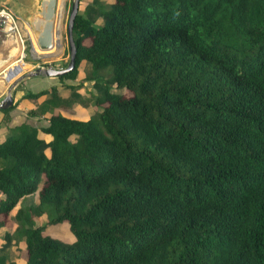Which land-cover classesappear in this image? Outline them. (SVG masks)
Segmentation results:
<instances>
[{"label":"trees","instance_id":"16d2710c","mask_svg":"<svg viewBox=\"0 0 264 264\" xmlns=\"http://www.w3.org/2000/svg\"><path fill=\"white\" fill-rule=\"evenodd\" d=\"M97 12L93 26L77 8L74 67L58 75L88 63L93 111L55 109L88 104L77 85L51 84L23 95L43 96L28 112L46 124L0 139V264H15V236L22 264H264V0ZM60 222L72 239L46 231Z\"/></svg>","mask_w":264,"mask_h":264},{"label":"rangeland","instance_id":"374dc122","mask_svg":"<svg viewBox=\"0 0 264 264\" xmlns=\"http://www.w3.org/2000/svg\"><path fill=\"white\" fill-rule=\"evenodd\" d=\"M62 1V2H61ZM71 0H57L56 9H55V44L54 46L47 50H39L33 40V37L30 33L29 27L25 23V12L34 9L35 4L32 0H0L2 4L11 7L14 11L17 21H18V36H6L4 33L0 32V98L4 94L7 86L12 82L16 81L14 84V89L12 94L14 97V102L12 108L7 110L5 113L0 112V121L1 125H4L5 130L0 131V139H2L9 128H6L7 125L11 123H20L27 122L36 126L46 124V115H31L28 111L30 109H36V105L43 96L37 98H24V93L28 91H37L41 88H46L51 84H62L70 83L77 85V89L82 94V100L86 101L88 104V97L90 94L97 93V84H95V77H91L89 72V65L87 62L82 60L77 68V75L74 79L69 78H59L58 76H25L21 77L24 73L37 66L51 65L53 67H64L68 61V45L66 40V18L69 11ZM78 11L84 13L86 17L90 18L91 25H98L101 22V16L98 14V10L102 7H109L111 2L110 0H78ZM18 9V10H17ZM16 10V12H15ZM20 11V12H18ZM22 13V14H21ZM31 35V40L28 36V32ZM57 39V40H56ZM33 48H32V45ZM56 54V55H55ZM16 66H19L18 69ZM6 69H9V72L6 73ZM100 79L102 81L107 80V76L101 75ZM47 80H50L47 82ZM108 82V80L106 81ZM68 89H62V94L64 96L68 95ZM127 90H124V93H127ZM22 95V96H21ZM45 96V95H44ZM22 99V100H21ZM24 99V100H23ZM20 101V102H19ZM17 103H20V108H16ZM62 113L77 118H86L92 111V107L88 105H82L80 103H73L69 106L62 105L55 108ZM10 111V113H9ZM44 140L46 136H44ZM42 150L46 151L47 146L44 142L40 147ZM37 197L36 191L25 194L20 197L17 201V204H32L35 203ZM1 216V214H0ZM37 219V222L43 223L47 220L45 213L35 215L33 219ZM7 225L10 227L13 226L12 221L5 217ZM13 231V229L11 230ZM46 231L51 234L63 239L70 240L73 238L72 232L67 227L66 222H60L56 224L46 225ZM22 240L15 236V238L10 240V246H13L12 256L20 260L24 259L19 251Z\"/></svg>","mask_w":264,"mask_h":264},{"label":"water","instance_id":"95a60500","mask_svg":"<svg viewBox=\"0 0 264 264\" xmlns=\"http://www.w3.org/2000/svg\"><path fill=\"white\" fill-rule=\"evenodd\" d=\"M57 0H32L35 8L25 12V23L29 27L36 47L41 51L51 49L55 44V9ZM78 0H71L69 11L66 18V40L68 45V61L64 67H53L51 65L37 66L27 71L21 77L25 76H58L68 72L74 67L75 63V44L72 36L73 19L77 12ZM9 9L14 13L11 7ZM18 10V9H17ZM16 12V10H15ZM20 12V11H18ZM15 14V13H14ZM22 14V13H21ZM32 45V44H31ZM33 48V45H32ZM18 69L19 66H16ZM9 69H6V73ZM16 81H12L6 88L4 94L0 98V109H4L12 105L10 102V90Z\"/></svg>","mask_w":264,"mask_h":264},{"label":"built area","instance_id":"2783aa9c","mask_svg":"<svg viewBox=\"0 0 264 264\" xmlns=\"http://www.w3.org/2000/svg\"><path fill=\"white\" fill-rule=\"evenodd\" d=\"M18 26L19 24L16 15L7 6L0 2V32L4 33L6 36H18ZM28 36L32 43L29 32Z\"/></svg>","mask_w":264,"mask_h":264},{"label":"crops","instance_id":"0c3cea01","mask_svg":"<svg viewBox=\"0 0 264 264\" xmlns=\"http://www.w3.org/2000/svg\"><path fill=\"white\" fill-rule=\"evenodd\" d=\"M110 2H111V0H110ZM79 4V3H78ZM40 76H46V75H40ZM48 81H50V80H47V82ZM22 100V99H21ZM24 100V99H23ZM20 102V101H19ZM16 108H20V103H17V105L15 106ZM9 113H10V111H9ZM15 123H11V124H9V125H7L6 126V128L8 127V126H12V125H14ZM5 125V124H4ZM4 125H0V131H2V130H5V128H4ZM41 135V137L42 138H45L44 136H46V139L45 140H47L48 139V135H45V134H40ZM14 223H13V226L12 227H10V226H7L8 227V229L11 231L12 230V228L14 227ZM0 241H1V239H0ZM22 246H23V243L21 242V246H20V248H22ZM11 247H13V246H11ZM12 260L15 262V264H22V262H23V260H20V259H17V258H12Z\"/></svg>","mask_w":264,"mask_h":264},{"label":"bare ground","instance_id":"6f19581e","mask_svg":"<svg viewBox=\"0 0 264 264\" xmlns=\"http://www.w3.org/2000/svg\"><path fill=\"white\" fill-rule=\"evenodd\" d=\"M62 2V1H61ZM57 40V39H56ZM56 45V44H55ZM51 50H53V49H51ZM56 55V54H55ZM16 86V85H15ZM15 86H13L12 88H11V90H10V95H11V97H10V102H13L14 101V97H13V94H12V90L14 89V87Z\"/></svg>","mask_w":264,"mask_h":264}]
</instances>
